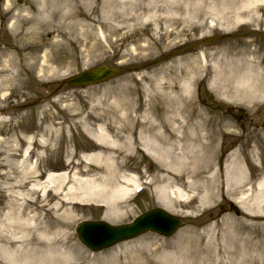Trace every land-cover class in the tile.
Returning a JSON list of instances; mask_svg holds the SVG:
<instances>
[{
    "label": "rangeland",
    "instance_id": "374dc122",
    "mask_svg": "<svg viewBox=\"0 0 264 264\" xmlns=\"http://www.w3.org/2000/svg\"><path fill=\"white\" fill-rule=\"evenodd\" d=\"M142 3H148L151 9L141 11L138 6ZM220 3V0H80L78 9L82 12H97L99 15L110 10L116 12L118 21L111 23L118 24L121 29L115 32L102 23H95L92 30L80 18L75 29L79 42L59 52L55 63H51L54 66L61 64L62 68L56 74L49 72L41 76L38 70H30L29 61L23 60L25 52L16 47L19 38L16 35L23 26L18 23L17 17L29 16L38 8L37 3L35 0H0V48H5L20 72L18 85L0 93V99L7 98L6 113L0 118L8 120L16 117L20 127L27 128L33 126L38 106L47 103L45 108L58 114L64 132L57 143L58 154L44 159L43 170L49 167L63 169L67 147L79 154L83 146L91 144L76 121L88 110L101 113L125 102L140 107L141 111L148 107L145 102L152 89L151 84L160 82L161 86H165L167 81L173 83L175 74H180L182 67L193 60L219 67L224 52H229L227 56L231 57L246 41L250 42V49H257L259 56H264V24L257 26L250 19H241L221 26L217 24ZM184 6L187 10L182 11ZM156 7L160 9L156 10ZM136 13H141L139 19L125 20ZM167 13L177 19L175 23L164 19ZM89 35L93 38L88 39ZM209 37L218 39L191 47ZM48 39L52 37L36 33L24 41L35 47ZM177 51H181L180 54ZM98 65L120 67L123 71L88 87H68L63 83L67 77ZM190 74L194 82L187 93L188 100L193 109L201 113L194 122L204 123L214 134L211 140L216 145L215 172L226 170L235 155L241 158L243 166L246 158L254 156L260 157L257 158L258 163H264V127L260 116L264 96L253 101H226L211 86L213 72ZM181 77L184 79V76ZM55 98L59 102H54ZM66 105L71 107V112L79 115L76 120L64 119L66 111L62 109ZM228 107H233L234 111L230 112ZM6 128L3 124L0 129V159L3 157L2 150L10 152V143L3 142V138L7 137L4 134ZM136 147L124 150L125 158L120 160L123 165L120 171L135 177L143 189L135 193L130 188V198L126 205L122 204L125 214L122 219L109 220L105 218L104 210L99 208L80 211L66 231L70 236L67 242L73 252V258L67 264H251L247 257H252V248L245 245L247 234L232 230L239 218V215L233 216L238 206L232 198L222 191L214 201L200 198L191 201L194 194L189 192V197L182 203L161 205L150 179L162 167L145 154L140 145L136 144ZM21 169L20 166L15 167L13 174L7 176L3 174L5 169L2 165L0 167V214L6 211L7 205L14 209L22 207L26 212L31 206V192L24 184L27 177L21 174ZM246 172L252 178V169L249 171L246 167ZM14 181L17 184L13 185ZM17 190L22 193H17ZM33 195L37 206L40 203L37 193ZM154 207L182 217V228L170 237L146 233L100 252L88 251L78 240L75 227L83 220H103L118 225ZM64 247L67 249V244Z\"/></svg>",
    "mask_w": 264,
    "mask_h": 264
},
{
    "label": "bare ground",
    "instance_id": "6f19581e",
    "mask_svg": "<svg viewBox=\"0 0 264 264\" xmlns=\"http://www.w3.org/2000/svg\"><path fill=\"white\" fill-rule=\"evenodd\" d=\"M220 1L217 24L228 25L241 19H250L257 26L264 24V0ZM35 2L38 8L27 12L29 16L17 17L23 26L16 35L19 37L16 47L25 52L23 60L29 61L30 70H38L41 76L49 72L56 74L62 68L61 64H52L59 52L79 42L75 29L80 18L92 30L95 23H102L115 32L121 29L118 24L111 23L118 21L117 13L112 10L103 15L82 12L78 9L80 0ZM146 4H139L138 8L150 10L151 6ZM181 10H187V6ZM130 16L125 20L139 19L141 13ZM164 19L170 23L177 20L170 14ZM36 33H46L52 39L35 47L24 41ZM92 38L93 35L88 36ZM249 46L250 42L246 41L231 57L227 56L229 52H224L219 67L197 59L186 63L180 74H175L173 83L167 81L161 86L160 82H154L145 102L148 107L141 111L140 107L123 102L101 113L90 109L78 118L79 115L66 105L62 109L66 111L64 119L78 118L76 121L91 144L83 146L82 150L88 152L81 155L67 147L63 157L66 168L60 172L42 169L44 159L58 154L57 143L64 132L58 114L45 108L47 103L38 106L34 124L27 128L22 129L16 117L0 118V129L3 124L7 127L3 142L10 143L11 152L2 150L3 174H13V169L20 166L21 174L27 177L26 186L32 191L28 212L22 207L14 209L8 205L0 214V264H67L73 252L66 231L84 208L103 209L109 220L122 219L125 215L122 204H127L130 188L137 187V180L120 171L123 166L120 160L124 150L136 144L162 167L150 179L161 205L182 203L189 192L194 194L191 201L198 198L214 201L225 191L238 205L233 216L239 215V218L232 230L244 231L247 234L245 245L252 248V257L247 259L251 264H264V172L257 180L252 179L246 172V167L252 169V157L246 158L243 166L237 155L226 170L215 172L216 145L211 140L214 134L204 123L194 122L201 113L193 109L187 96L194 82L190 73L203 71L213 72L211 86L226 101L263 99L264 56L260 57L259 51ZM5 55L7 58L3 59ZM19 82L16 62L7 55L5 48H0V93ZM6 99H0V117L6 113ZM54 102L59 99L55 98ZM14 184L17 183L14 181ZM34 192L40 202L37 206Z\"/></svg>",
    "mask_w": 264,
    "mask_h": 264
},
{
    "label": "water",
    "instance_id": "95a60500",
    "mask_svg": "<svg viewBox=\"0 0 264 264\" xmlns=\"http://www.w3.org/2000/svg\"><path fill=\"white\" fill-rule=\"evenodd\" d=\"M119 70L106 66H98L94 69L83 71L67 79L70 85H85L99 82L109 76L118 73ZM264 118V109H263ZM180 226V220L173 215L154 209L137 217L132 223L112 227L105 222H83L77 227L81 241L93 250H97L117 241L132 238L139 233L152 230L160 234L169 235Z\"/></svg>",
    "mask_w": 264,
    "mask_h": 264
}]
</instances>
